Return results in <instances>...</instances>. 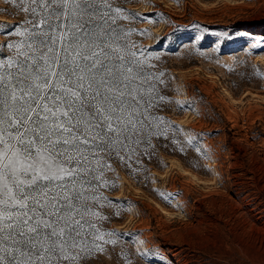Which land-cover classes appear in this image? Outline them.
I'll use <instances>...</instances> for the list:
<instances>
[{"label": "rangeland", "instance_id": "374dc122", "mask_svg": "<svg viewBox=\"0 0 264 264\" xmlns=\"http://www.w3.org/2000/svg\"><path fill=\"white\" fill-rule=\"evenodd\" d=\"M107 3L90 27L144 73L151 106L138 142L93 160L94 250L75 264H264V0ZM36 19L0 0V75L39 59L32 33L56 22Z\"/></svg>", "mask_w": 264, "mask_h": 264}, {"label": "snow or ice", "instance_id": "6c2138e0", "mask_svg": "<svg viewBox=\"0 0 264 264\" xmlns=\"http://www.w3.org/2000/svg\"><path fill=\"white\" fill-rule=\"evenodd\" d=\"M8 2L37 17L34 28L54 20L56 29L32 33L47 37L28 45L38 60L18 53L17 75H0V264H75L94 250L83 232L94 227L85 220L93 160L138 142L151 106L140 92L147 77L113 58L118 49L90 27L106 18L107 0Z\"/></svg>", "mask_w": 264, "mask_h": 264}, {"label": "bare ground", "instance_id": "6f19581e", "mask_svg": "<svg viewBox=\"0 0 264 264\" xmlns=\"http://www.w3.org/2000/svg\"><path fill=\"white\" fill-rule=\"evenodd\" d=\"M215 169V168H214ZM238 194V193H237ZM164 210V209H163ZM168 214V213H167ZM264 249V248H263Z\"/></svg>", "mask_w": 264, "mask_h": 264}]
</instances>
